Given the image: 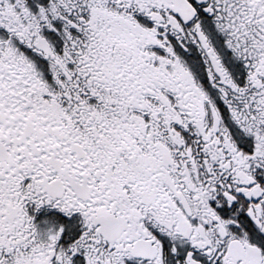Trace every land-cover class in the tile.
I'll return each mask as SVG.
<instances>
[{"label":"snow or ice","instance_id":"obj_1","mask_svg":"<svg viewBox=\"0 0 264 264\" xmlns=\"http://www.w3.org/2000/svg\"><path fill=\"white\" fill-rule=\"evenodd\" d=\"M0 264H264V0H0Z\"/></svg>","mask_w":264,"mask_h":264}]
</instances>
